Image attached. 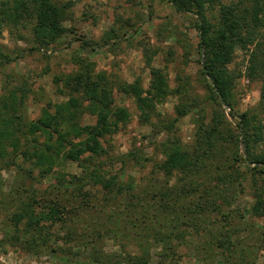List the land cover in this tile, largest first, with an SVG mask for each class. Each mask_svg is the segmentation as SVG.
Returning <instances> with one entry per match:
<instances>
[{
	"label": "rangeland",
	"instance_id": "rangeland-1",
	"mask_svg": "<svg viewBox=\"0 0 264 264\" xmlns=\"http://www.w3.org/2000/svg\"><path fill=\"white\" fill-rule=\"evenodd\" d=\"M70 1L63 22L67 31L48 46L36 44L32 20L17 26L2 23L0 46L13 61L0 60V95L20 81L26 82L28 115L36 119L48 102L67 99L58 93L62 83L56 84V77L72 74L80 61L92 64L94 72H103L113 82L115 104L130 114L103 140L105 153L97 158L105 177L116 175V182L106 189L85 184L82 190L89 194L88 205L81 204L79 212L70 208L62 220L29 224L22 215L29 208L34 206L38 213L45 200L67 196V191L56 188L62 182L60 173L69 178L67 173L79 174L80 169L76 162L64 161L43 176L29 160L18 157L12 161L0 151V264H264V216L251 210L254 188L264 190V173L254 171L252 175L240 165L242 186L235 193L221 177L213 180L204 170L195 183L197 190L188 195L180 191L177 196L173 190L188 186V178L167 177L157 169L170 142L188 150L198 147L200 124H214L220 130L226 153L236 150L239 115L231 117L226 105L210 100L196 15L176 11L168 0ZM236 3L239 0L207 5L209 21L217 24L220 5ZM250 8L247 0L239 6L253 42L236 47L227 68L234 76L233 111L256 114L260 119L264 22L254 24ZM251 52L257 57L254 64L260 67L254 79L247 75ZM151 68L163 71L171 93L143 115L119 83L138 81L145 89ZM182 104L189 111L178 117L176 106ZM80 120L94 123L87 113ZM130 152L136 159L122 163L121 157ZM237 152L244 155L241 137ZM226 163L230 167L240 164ZM205 180L209 192L227 196V202L217 201L218 211L195 206ZM165 189L171 194L163 198Z\"/></svg>",
	"mask_w": 264,
	"mask_h": 264
},
{
	"label": "trees",
	"instance_id": "trees-1",
	"mask_svg": "<svg viewBox=\"0 0 264 264\" xmlns=\"http://www.w3.org/2000/svg\"><path fill=\"white\" fill-rule=\"evenodd\" d=\"M168 1L176 11L196 15L198 45L204 50L202 73L210 91V100L219 106L226 105L230 109L229 115H239V118L236 120V150L232 148L226 153L221 143L220 130L214 124L209 127L200 124L196 135L198 147L188 150L176 142H170L157 169L167 177L175 176L182 180L188 178V186L178 191L173 190V194L177 196H181L180 191L188 195L197 190L198 176L204 170L213 180L221 177L223 184H230L231 192L237 193L238 188L242 186L243 170L240 165H243L247 172L252 171V175L254 171L264 173V87L261 90L259 105L262 118L259 119L256 114L249 115L248 112L236 114L231 100L234 76L227 68L236 47L244 48L253 42L252 34L245 28L244 13L239 10L240 4L245 0H239V5H220L216 25L209 21L206 8L207 5L219 4L220 0ZM247 1L251 4L254 24L262 26L264 0ZM72 3L70 0H0V29L3 22L17 26L23 20H32L31 31L36 44L48 46L60 40L66 33L63 22ZM84 44L88 45V42L84 41ZM250 55L251 63L247 67V75L254 79L258 77L260 67L254 64L257 61L255 54L251 52ZM4 58L7 62L13 61L7 50L0 46V60ZM263 63L264 60L260 62ZM150 75L149 85L145 89L138 81L119 83L121 91L134 98L143 115L155 104L162 103L171 93L167 77L160 68H151ZM59 82L62 85L57 86L58 93L66 95L67 99L57 103L48 102L41 108L36 119H31L28 115L27 94L30 90L26 82L20 81L0 95V151L12 161L18 157L29 160L40 169L43 176L53 172L55 167H59L64 161L76 162L80 169L79 174L67 173L69 178L65 177V173H60L62 182H59L56 188L57 191H67V196L62 200H45V207L39 205L42 209L38 213H35L34 206L29 208L22 214L27 217L29 224L62 220L70 208L79 212L81 204L88 205L89 194L82 190L85 184L99 185L102 189L113 187L116 175L106 178L97 158L105 153L103 140L115 133L119 125L124 124L130 117L127 108L115 104L112 80L103 72H94L93 65L89 62L80 61L78 70L63 78L56 77L55 83ZM187 107V104L176 106V115H185L189 111ZM84 113L94 117V123L83 124L80 119ZM240 137L243 142V156H238L237 152ZM258 147L260 149L257 151ZM135 157L137 155L130 152L124 154L121 161L127 163L136 159ZM228 160L240 164L230 167V164L226 163ZM251 183H254L255 187L256 182L253 180ZM207 185L209 182L205 180L203 191H200L199 198L195 200L198 204L193 202V205L202 206L204 210L218 211L220 208L217 201L226 199L227 202V196L219 191L209 192ZM167 191L168 189L163 191V198L171 194ZM253 198L252 212L264 216V190L254 188ZM31 204L27 206L30 207ZM222 206L224 207L220 205Z\"/></svg>",
	"mask_w": 264,
	"mask_h": 264
}]
</instances>
